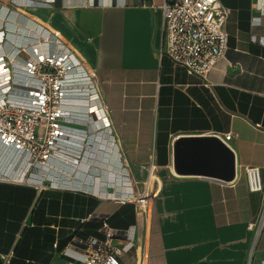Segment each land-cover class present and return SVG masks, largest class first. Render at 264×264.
Segmentation results:
<instances>
[{
  "label": "crops",
  "instance_id": "obj_1",
  "mask_svg": "<svg viewBox=\"0 0 264 264\" xmlns=\"http://www.w3.org/2000/svg\"><path fill=\"white\" fill-rule=\"evenodd\" d=\"M16 1L12 9L50 26L87 61L107 103L112 131L83 151L82 182L97 190L114 181L125 191L123 162L138 180L154 176L158 194L140 217L132 202L47 181L42 188L0 181V264H62L75 236L103 238L95 212L116 228L138 223L146 264H261L264 226L255 238L248 224L262 195L249 189L245 168L258 166L264 177V11L253 0H221L230 9L228 48L200 76L159 55L162 12L148 4L172 0ZM227 132L232 180L177 171L178 138ZM136 263L133 253L123 264Z\"/></svg>",
  "mask_w": 264,
  "mask_h": 264
},
{
  "label": "built area",
  "instance_id": "obj_2",
  "mask_svg": "<svg viewBox=\"0 0 264 264\" xmlns=\"http://www.w3.org/2000/svg\"><path fill=\"white\" fill-rule=\"evenodd\" d=\"M23 2L33 4V0ZM253 2L264 11V0ZM10 4L18 2L0 0V181L39 188L47 181L53 188L132 202L143 217L158 194L154 176L138 180L120 162L127 184L125 191L101 194L72 181L78 178L77 168L83 164L85 148H90L92 141L108 127L112 131L107 103L98 91L95 71L87 61L50 26L12 9ZM148 5L162 12L163 41L159 55L169 56L189 74L205 76L228 48L226 22L230 9L221 0H172ZM259 18L256 16V21ZM84 93H95L99 107L80 110L85 109L80 106L85 103L80 97ZM90 114L100 122L93 128L86 122ZM79 125L89 127L88 131ZM114 136L119 145V138ZM231 136L232 132H227L224 138L219 137L226 143ZM54 164L74 167L71 172L58 169L51 172L48 167ZM245 171L249 189L262 195L258 218L248 224L256 238L264 226V177L258 166H248ZM66 179L68 182H63ZM122 193L136 196L122 197ZM90 217L100 221L104 237L75 236L63 250L62 264H123L133 253L136 264H146L144 244L138 242V223L116 228L109 222V214L95 212Z\"/></svg>",
  "mask_w": 264,
  "mask_h": 264
},
{
  "label": "water",
  "instance_id": "obj_3",
  "mask_svg": "<svg viewBox=\"0 0 264 264\" xmlns=\"http://www.w3.org/2000/svg\"><path fill=\"white\" fill-rule=\"evenodd\" d=\"M178 172L230 181L235 175L232 149L217 135L182 136L175 142Z\"/></svg>",
  "mask_w": 264,
  "mask_h": 264
},
{
  "label": "bare ground",
  "instance_id": "obj_4",
  "mask_svg": "<svg viewBox=\"0 0 264 264\" xmlns=\"http://www.w3.org/2000/svg\"><path fill=\"white\" fill-rule=\"evenodd\" d=\"M80 97H81V99L83 100V102H85V103H82L80 106L81 107H83V108H85V109H80V110H82V111H89V110H91L92 108H95L96 106L97 107H99L98 105H99V101H98V97H96V95H95V93H90V94H88V95H85V93L84 94H82V96L80 95ZM88 121H86V122H88V123H90V126H91V128H93L94 126H96L97 124H100V122L99 121H95L94 120V118H93V116H91V114H90V116L88 117ZM92 123H94V124H92ZM87 129L89 128V127H86ZM107 130L109 131V127L107 128ZM106 130V131H107ZM49 170L51 171V172H56L57 171V166L54 164V165H50L49 167ZM74 177V176H73ZM77 177L78 178H75V180H72V181H77V180H80L81 181V187L83 188V189H86V190H91V191H93V192H99V193H101V194H105V193H107V192H111V191H109L108 189L109 188H107L106 186L108 185V186H111L113 189H116V190H120V187L118 186V188L117 187H114V185H115V182L113 181V182H109V183H107L106 185H101V188H98L97 190L96 189H91V185L90 184H86V183H83L82 182V180H83V178H82V176H78L77 175ZM63 182H68L67 181V179L66 180H63ZM118 185V184H117ZM116 185V186H117ZM90 187V188H89ZM126 188V186H124V188L123 189H125ZM122 189V190H123ZM102 190H105V191H102ZM131 196H136L135 194L134 195H132V194H126V193H122V197H131Z\"/></svg>",
  "mask_w": 264,
  "mask_h": 264
},
{
  "label": "rangeland",
  "instance_id": "obj_5",
  "mask_svg": "<svg viewBox=\"0 0 264 264\" xmlns=\"http://www.w3.org/2000/svg\"><path fill=\"white\" fill-rule=\"evenodd\" d=\"M43 131V128H41V132ZM103 237H104V235H103Z\"/></svg>",
  "mask_w": 264,
  "mask_h": 264
}]
</instances>
